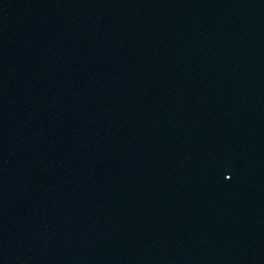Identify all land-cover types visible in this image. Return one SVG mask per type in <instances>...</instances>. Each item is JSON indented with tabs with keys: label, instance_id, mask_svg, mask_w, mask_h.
<instances>
[{
	"label": "water",
	"instance_id": "95a60500",
	"mask_svg": "<svg viewBox=\"0 0 264 264\" xmlns=\"http://www.w3.org/2000/svg\"><path fill=\"white\" fill-rule=\"evenodd\" d=\"M0 264H264V0H0Z\"/></svg>",
	"mask_w": 264,
	"mask_h": 264
}]
</instances>
